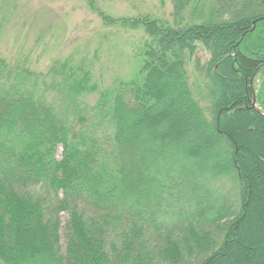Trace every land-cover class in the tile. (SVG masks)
Returning a JSON list of instances; mask_svg holds the SVG:
<instances>
[{
  "label": "trees",
  "instance_id": "trees-1",
  "mask_svg": "<svg viewBox=\"0 0 264 264\" xmlns=\"http://www.w3.org/2000/svg\"><path fill=\"white\" fill-rule=\"evenodd\" d=\"M87 1L144 27L139 72L101 89L84 60L0 56V264H264V0Z\"/></svg>",
  "mask_w": 264,
  "mask_h": 264
},
{
  "label": "rangeland",
  "instance_id": "rangeland-1",
  "mask_svg": "<svg viewBox=\"0 0 264 264\" xmlns=\"http://www.w3.org/2000/svg\"><path fill=\"white\" fill-rule=\"evenodd\" d=\"M95 1L113 19L145 14L171 18L174 11L173 0ZM146 36L143 26L104 21L87 0H0V56L10 63L29 56L37 71H47L56 59L84 60L92 64L95 81L101 89L137 76L140 61L133 50ZM198 56L204 64L209 53L199 47ZM188 72L196 89L199 90L198 85L205 86L194 59L188 65ZM96 99L94 94L85 100L88 106H93ZM61 152L60 149L59 157ZM214 186L220 195L237 192L227 178L215 180ZM66 218L63 215V220Z\"/></svg>",
  "mask_w": 264,
  "mask_h": 264
},
{
  "label": "water",
  "instance_id": "water-1",
  "mask_svg": "<svg viewBox=\"0 0 264 264\" xmlns=\"http://www.w3.org/2000/svg\"><path fill=\"white\" fill-rule=\"evenodd\" d=\"M256 101V97L254 98V102Z\"/></svg>",
  "mask_w": 264,
  "mask_h": 264
}]
</instances>
